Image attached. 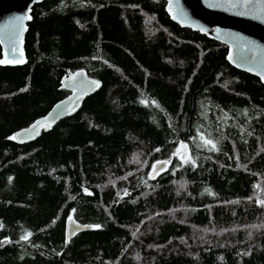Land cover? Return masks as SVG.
<instances>
[{"label": "trees", "instance_id": "1", "mask_svg": "<svg viewBox=\"0 0 264 264\" xmlns=\"http://www.w3.org/2000/svg\"><path fill=\"white\" fill-rule=\"evenodd\" d=\"M166 6L34 7L27 63L0 67V264H264V84ZM81 70L102 89L15 143ZM70 217L99 227L67 243Z\"/></svg>", "mask_w": 264, "mask_h": 264}, {"label": "water", "instance_id": "2", "mask_svg": "<svg viewBox=\"0 0 264 264\" xmlns=\"http://www.w3.org/2000/svg\"><path fill=\"white\" fill-rule=\"evenodd\" d=\"M46 0H0V67H22L27 63L26 36L35 6ZM99 1V0H95ZM166 12L179 27L200 33L228 48L227 60L235 69L250 74L264 84V0H167ZM17 17H24L18 20ZM30 17V18H28ZM102 89L98 79L84 70L69 74L61 81L60 90L69 95L56 103L49 113L29 127L14 133L20 145L37 141L61 121L75 116L85 101ZM39 122V123H37ZM36 125L33 128V125ZM168 163L154 164L151 177L164 172ZM125 194L124 196H126ZM67 219L66 242L94 227Z\"/></svg>", "mask_w": 264, "mask_h": 264}, {"label": "snow or ice", "instance_id": "3", "mask_svg": "<svg viewBox=\"0 0 264 264\" xmlns=\"http://www.w3.org/2000/svg\"><path fill=\"white\" fill-rule=\"evenodd\" d=\"M171 3H172V0H169V4L171 5ZM28 18H30V17H28ZM17 19L18 20H22V19H24V17H17ZM0 63H3V61H0ZM144 101H142V103H143ZM153 103H155L154 101H153ZM37 123H39V122H37ZM33 128H35L36 127V125L34 124L33 126H32ZM12 139H15V137H11ZM202 139H203V137H201ZM206 143H208V144H211L212 143V141H210V140H208V141H206ZM181 147H187V145H185L183 142H181V144H180V146L177 148V150H176V155H178L179 156V152H180V148ZM213 148H215V145L213 144ZM164 163H168L167 161H164ZM261 206H264V201H261ZM69 219H71V217L69 218ZM89 227H99V225H95V226H89Z\"/></svg>", "mask_w": 264, "mask_h": 264}, {"label": "rangeland", "instance_id": "4", "mask_svg": "<svg viewBox=\"0 0 264 264\" xmlns=\"http://www.w3.org/2000/svg\"><path fill=\"white\" fill-rule=\"evenodd\" d=\"M152 168H153V166H152ZM152 168H151V172H152Z\"/></svg>", "mask_w": 264, "mask_h": 264}]
</instances>
